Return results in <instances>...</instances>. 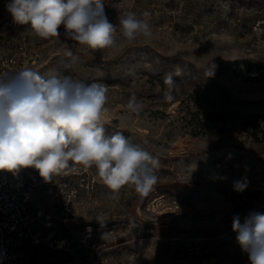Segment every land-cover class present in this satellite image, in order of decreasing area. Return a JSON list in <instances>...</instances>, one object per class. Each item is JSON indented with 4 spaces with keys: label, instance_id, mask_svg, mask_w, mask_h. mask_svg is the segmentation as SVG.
Segmentation results:
<instances>
[{
    "label": "rangeland",
    "instance_id": "374dc122",
    "mask_svg": "<svg viewBox=\"0 0 264 264\" xmlns=\"http://www.w3.org/2000/svg\"><path fill=\"white\" fill-rule=\"evenodd\" d=\"M7 2L0 0V47L31 39L47 63L42 76L51 69L106 86L105 134L123 133L160 162L145 195L132 186L113 194L95 167L71 201L45 195L54 228H39L42 241L28 244L22 264H249L232 222L264 214V0H104L117 44L103 50L79 45L63 27L42 40L14 22ZM129 12L148 21L150 39L123 38L119 21ZM167 73L184 79L171 102ZM133 94L139 115L126 108ZM247 115L260 117L253 123L261 133L249 134ZM241 180L247 187L234 190Z\"/></svg>",
    "mask_w": 264,
    "mask_h": 264
},
{
    "label": "clouds",
    "instance_id": "9594fccd",
    "mask_svg": "<svg viewBox=\"0 0 264 264\" xmlns=\"http://www.w3.org/2000/svg\"><path fill=\"white\" fill-rule=\"evenodd\" d=\"M5 7L15 23L30 25V31L42 40L60 37L63 27V35L90 50L117 44L116 25L105 13L104 0H8ZM119 24L129 42L153 35L148 21L133 12ZM66 56L72 62L78 59L71 50ZM215 68L211 61L206 76H213ZM175 75H182L179 68ZM165 84L169 87L164 98L171 102L173 73L166 74ZM107 103L108 88L99 83L85 84L54 71L42 76L30 67L0 73V171L33 168L48 182L53 176L95 167L99 180L113 194L124 186L147 194L157 182L159 159L130 143L121 132L105 134ZM126 108L136 115L143 111L134 94ZM246 187L243 180L234 182L236 191ZM232 229L249 264H264V214L250 213L243 223L237 215Z\"/></svg>",
    "mask_w": 264,
    "mask_h": 264
},
{
    "label": "built area",
    "instance_id": "2783aa9c",
    "mask_svg": "<svg viewBox=\"0 0 264 264\" xmlns=\"http://www.w3.org/2000/svg\"><path fill=\"white\" fill-rule=\"evenodd\" d=\"M45 66L42 52L33 47L31 39L22 38L0 47V73L30 67L41 74ZM93 168L53 176L48 182L33 168H23L16 173L0 171V264L24 262L28 244L42 241L39 228L51 230L54 227L44 206V196L48 195L52 203L71 201L87 186ZM175 206L179 207L177 201Z\"/></svg>",
    "mask_w": 264,
    "mask_h": 264
},
{
    "label": "trees",
    "instance_id": "16d2710c",
    "mask_svg": "<svg viewBox=\"0 0 264 264\" xmlns=\"http://www.w3.org/2000/svg\"><path fill=\"white\" fill-rule=\"evenodd\" d=\"M184 79H181V78H178V79H175V81H174V83H178V82H182ZM188 101H191V97H189V99H186V100H183V101H181V103H180V106H183L185 103H187ZM196 104V103H195ZM232 104H234V101H232V100H229V101H225V106H227L226 108H229L230 107V105H232ZM246 109H248V107H245ZM260 119V117L259 116H249V115H247V120H248V123H247V127H251L252 129H253V131L252 132H249V134L250 135H252V134H254V135H256V134H258V133H261L262 131H260V129H259V126H257L258 124H256V123H253V121H257V120H259ZM197 125H199V126H197L196 128H197V130H200L201 129V122H198L197 123ZM254 132V133H253ZM55 224V223H54ZM54 228V227H53Z\"/></svg>",
    "mask_w": 264,
    "mask_h": 264
}]
</instances>
